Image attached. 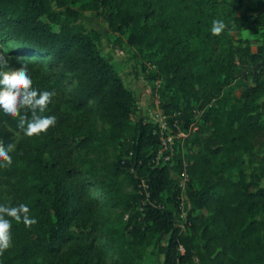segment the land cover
I'll return each instance as SVG.
<instances>
[{"label": "trees", "instance_id": "trees-1", "mask_svg": "<svg viewBox=\"0 0 264 264\" xmlns=\"http://www.w3.org/2000/svg\"><path fill=\"white\" fill-rule=\"evenodd\" d=\"M221 1L75 0L79 5L76 9L57 0L58 11L53 0H0V38L11 44L6 66L11 72L19 70L18 61L26 64L33 87L54 90L48 106L57 118L50 126V152H46L47 147L39 149L34 158V181L25 192L29 214L36 217V223L22 227L21 222L12 220V242L0 252V264H103L109 237L100 210L111 205L114 191L98 172L79 160L83 149L98 142L93 131L97 120L108 129V142L120 146L121 154L110 167L113 177L129 178L136 185L140 179H147L152 199L167 205L165 209L149 206L144 216L140 196L132 195L125 201L132 223L129 234L136 242L148 241L150 245L151 234L170 235L166 247L160 249L164 264H195L200 255L198 240H204L211 264H264V219L256 218L264 211L259 203L264 200V187L248 182L243 171L239 182L218 180L231 167V149L221 135L198 141L210 113L204 114L200 130L186 143L190 146L192 142L191 147L200 150L191 156L185 154L192 163L188 188L192 226L181 232L175 224L180 191L172 169L148 166L159 139L151 124L134 122L136 98L103 55L102 34L77 24L83 12L102 10L113 32L127 36L131 47L156 58L149 61L160 71L154 78L163 80L162 106L168 112L182 111L185 127L195 115L190 99L185 103L182 98L187 94L199 98L194 91L196 82L205 81L195 77L194 66L206 65L207 78L214 83V90L201 96L206 104L219 98L235 74L253 81L240 104L229 113L230 121L239 124L241 133L232 138L233 144H239L245 137L264 134L262 112L253 114L255 101L264 95V54L254 52L250 40L240 41L245 46L235 45L230 33L264 30V1L257 3L252 19L231 15L221 33L213 34L212 20L222 19ZM26 115L30 119L31 111ZM19 119L0 112V144L10 143L5 126H20ZM86 132L89 136L84 138ZM131 151L133 157L129 158ZM218 155L224 157L215 163L213 157ZM140 160L143 165L138 166ZM132 167L137 175L131 173ZM175 170L180 173L181 160ZM195 179L199 189L194 187ZM221 188L223 194H219ZM205 209L210 210V216L194 215ZM215 224L218 229L213 228ZM215 243H223L217 251L212 250ZM38 257L43 261L38 262Z\"/></svg>", "mask_w": 264, "mask_h": 264}, {"label": "rangeland", "instance_id": "rangeland-1", "mask_svg": "<svg viewBox=\"0 0 264 264\" xmlns=\"http://www.w3.org/2000/svg\"><path fill=\"white\" fill-rule=\"evenodd\" d=\"M72 8H78L79 5L75 4V0H64ZM82 2H90L92 0H79ZM264 0H222L220 5V13L223 21H230L231 15L237 16H249L251 19L257 14V3ZM53 6L55 10L58 9L57 0H53ZM77 24H80L86 31H98L102 34V40L100 48L104 56L109 58L117 68L119 75L123 79L125 85L133 92L136 102L140 104L142 110L136 112L133 120L135 123L139 122L145 116L148 115V108L154 106L156 98L163 100L162 90L159 93L156 90L154 76L160 73L158 66L154 71L147 67L150 63L149 60L156 61V58L147 57L150 53L139 52L135 48L128 44L127 36H119L110 28L107 16L102 10L85 11L80 17ZM233 38L234 44L237 46H245L241 43V40H250L251 47L254 52L264 54V30L254 31L252 28L234 31L230 33ZM0 38V70L10 72L6 66V59L10 58L9 53L11 44ZM221 51H219L218 54ZM157 70V73L155 72ZM193 74L195 77L201 76L205 81H197L195 90L200 96L199 98H192L190 95H186L182 98V102H186L190 99L192 106L191 111L194 113V118L199 119V124L203 121V116L206 112L210 113V121L206 123L204 129L199 133L198 141L203 142L206 138L216 137L221 135L223 142L228 144L231 149L232 164L230 169L218 177L219 181L230 180L232 182H239L242 179L241 172L245 173L248 182H256L260 187H264V134L258 137H245L244 141L239 144H233L232 138L239 136L237 122H231L229 119V113L234 106L240 104V99L247 92L249 86H253V81L246 80L235 74L229 85H224L219 98L213 99L209 103L206 102V98L201 97L206 91L214 90V83L207 78L208 71L204 64H198L193 67ZM224 77L221 79V81ZM201 97V98H200ZM204 104V105H203ZM203 105V106H202ZM255 111L262 112V121L264 123V95L258 98L254 103ZM53 108L47 106L41 115H51ZM6 131L10 134V143L15 147L10 153L12 156V162L9 164L6 161H0V194L2 196V202L8 203L12 206L19 203L27 204V195L25 192L30 188L34 181L36 174V164L34 161L35 156L38 154L39 149H46V152H50L51 146V129L42 132L38 135L28 136L24 133L23 128L19 125L12 126L6 125ZM200 130V129H199ZM94 133L98 136V142L92 146L83 149L79 155V160L82 161L87 168H92L100 174V178L106 180L108 187L114 191L113 201L108 207H103L100 210L101 215L104 217L105 232L109 237L107 243V253L103 256V264H164L163 255L161 254V248L166 247L170 239V235L153 236L151 234L150 242H136L129 234L132 223L130 222V213L125 211V201L131 199L132 195H137L138 184L136 185L129 178H122L116 180L110 172V167L113 162L120 156V146L112 145L108 142L109 131L102 124L100 120L94 123ZM198 133V132H197ZM197 135V134H196ZM89 136L88 132L84 135V138ZM190 139V138H189ZM188 139V140H189ZM187 140V142H188ZM193 145L190 142V146L185 145L184 153H189L187 156H191L192 153L197 152L200 149H193ZM187 146V148H186ZM197 150V151H196ZM223 155L213 157L215 163H219L223 159ZM181 158V159H180ZM184 156L177 159L176 164L171 167L172 178L177 184L178 171L175 170L180 160ZM186 158V155H185ZM190 165L192 164L189 162ZM15 167L16 172L4 174L2 171L12 169ZM107 174V176H105ZM195 189L200 188L198 179L194 180ZM255 191L254 188L251 189ZM224 193V188L219 190V194ZM25 194V195H24ZM168 194L165 195V199L168 198ZM264 205V200L259 201ZM171 205V204H170ZM205 214L210 216L211 212L208 209L197 211L194 215ZM256 218L264 219V211ZM20 225L25 227L26 225L21 221ZM221 226V225H220ZM213 228L218 229V224L213 225ZM78 239L75 244H77ZM73 245L72 242L69 243ZM198 246V253L203 256H197L195 258V264H211L207 249L204 247V240H198L196 242ZM223 243H215L212 246V250L217 251ZM69 249L68 247H66ZM38 262L43 261V257L37 258Z\"/></svg>", "mask_w": 264, "mask_h": 264}, {"label": "clouds", "instance_id": "clouds-1", "mask_svg": "<svg viewBox=\"0 0 264 264\" xmlns=\"http://www.w3.org/2000/svg\"><path fill=\"white\" fill-rule=\"evenodd\" d=\"M225 28L222 19H213L211 32L219 34ZM19 70L5 72L0 70V112L11 117H19V124L28 136L38 135L56 124L55 115H41L53 97L54 90H41L33 87V79L28 66L20 63ZM31 111V118L27 112ZM22 112L24 114H22ZM14 145L0 144V161L12 162L10 153ZM30 207L26 203L10 205L0 202V252L10 247L12 242V220L25 225L36 223V217L31 216ZM11 218V219H10Z\"/></svg>", "mask_w": 264, "mask_h": 264}, {"label": "built area", "instance_id": "built-area-1", "mask_svg": "<svg viewBox=\"0 0 264 264\" xmlns=\"http://www.w3.org/2000/svg\"><path fill=\"white\" fill-rule=\"evenodd\" d=\"M147 67L154 71L156 65L149 63ZM157 71V70H156ZM156 90L159 93L163 87V80L157 77L155 80ZM136 112L142 110V107L138 102L135 104ZM148 115L142 120L144 123L152 125L153 134L158 137L159 144L153 155L151 156L148 166L156 169L163 167H173L177 159L181 156L184 158L181 160V171L178 174L177 187L180 191L178 196V204L176 207L175 224L181 232H187L192 226L190 220V211L192 209L191 201L188 197V188L191 181V175L189 172L190 164L185 158L184 148L187 140L191 138L200 129L199 119L193 118V121L185 127L183 121L182 111L168 112L162 106L161 98H156L154 106L148 108ZM133 157V152L129 153V158ZM143 165V161L138 162V166ZM131 173L137 175V169L132 167ZM138 192L140 196V211L145 216L149 206H153L158 209H165L166 204L157 203L152 199L150 186L147 179L142 178L138 183ZM182 253H185V248L180 246L179 249Z\"/></svg>", "mask_w": 264, "mask_h": 264}, {"label": "crops", "instance_id": "crops-1", "mask_svg": "<svg viewBox=\"0 0 264 264\" xmlns=\"http://www.w3.org/2000/svg\"><path fill=\"white\" fill-rule=\"evenodd\" d=\"M163 262H164V256H163Z\"/></svg>", "mask_w": 264, "mask_h": 264}]
</instances>
